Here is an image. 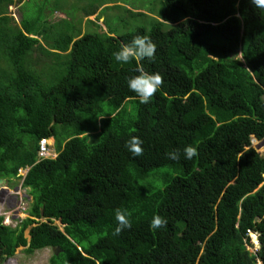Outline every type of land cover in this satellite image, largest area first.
Instances as JSON below:
<instances>
[{"label": "trees", "instance_id": "1", "mask_svg": "<svg viewBox=\"0 0 264 264\" xmlns=\"http://www.w3.org/2000/svg\"><path fill=\"white\" fill-rule=\"evenodd\" d=\"M150 1V14L123 9L134 25L115 36L68 17L42 27L23 18L20 28L7 14L14 0H0V178L28 168L33 200L16 227L0 216V264L19 246L60 248L49 264H264V156L251 147L264 139V9ZM100 7L81 9L84 19ZM136 35L156 44L155 59L117 62ZM35 50L51 63L37 69ZM140 68L163 77L146 104L127 84ZM132 136L143 155L126 147ZM50 137L56 156L38 159ZM117 208L131 228L113 235ZM155 214L165 227L150 228Z\"/></svg>", "mask_w": 264, "mask_h": 264}, {"label": "rangeland", "instance_id": "2", "mask_svg": "<svg viewBox=\"0 0 264 264\" xmlns=\"http://www.w3.org/2000/svg\"><path fill=\"white\" fill-rule=\"evenodd\" d=\"M150 0H14L13 4L7 6V14L13 19V23L21 28V19L25 18L26 20H35L39 19V25L49 26L62 18H69L68 20L80 21L82 23V28L84 30H93L95 25H100L98 30L102 31V33L107 32V30H111L113 35L117 36L126 31H128L131 26H133V22L130 21L128 16H125L123 9H136L140 11H145L148 14L149 10H151V1ZM4 3H2L3 6ZM101 7L97 11L96 14H93L84 19V14L81 9L84 11L86 6ZM82 6V8H78ZM140 8V9H139ZM102 10V11H101ZM71 12L73 15H71ZM85 13V12H84ZM102 14L100 18H98V14ZM153 13V12H151ZM76 16V17H75ZM103 18V19H102ZM105 18V20H104ZM86 19H90L93 23L86 22ZM104 20V24H103ZM125 23H128L125 25ZM141 25L145 23V20L140 22ZM90 24V25H89ZM54 34L59 32V27L54 29ZM31 60L34 65H36L37 69H41L42 67L47 66V64L51 63V59L41 53L39 50H35L31 53ZM240 57L239 53L236 55ZM40 61V62H38ZM49 62V63H48ZM4 62L2 61L1 64ZM49 142V156H56V144L55 139L50 137L47 139ZM52 142V143H51ZM251 147H253L257 152L264 156V139H257L255 137H251ZM27 169L19 172L16 177L11 179L6 178L8 186L11 192H7L3 189V193L0 194V216L9 217L11 208L8 207L7 203L12 200V203L15 201V205L13 206L15 209L19 208V204L25 210L17 213L18 218L22 219L28 217L27 210L31 207L32 196L29 193V188L22 186V177L25 176ZM5 204L4 208L2 204ZM7 220V219H6ZM20 220H10L8 221L9 226L14 227L15 225L20 224ZM54 224L61 227L58 221H55ZM254 234L251 233V240L253 241ZM252 243V242H251ZM253 244V243H252ZM247 249L250 253H254L256 250V245L253 244L251 247L247 244ZM53 251L51 247H46L42 249L35 250L32 254H27L24 249H19L17 253H15L12 257L4 261L2 264H49V258L52 255Z\"/></svg>", "mask_w": 264, "mask_h": 264}, {"label": "clouds", "instance_id": "3", "mask_svg": "<svg viewBox=\"0 0 264 264\" xmlns=\"http://www.w3.org/2000/svg\"><path fill=\"white\" fill-rule=\"evenodd\" d=\"M251 2L256 8L264 9V0H251ZM155 52L156 44L151 40L149 36L136 35L133 37L130 43L121 44L119 51L114 53V57L117 62H120L122 64H127L131 60L142 61L144 59H148L149 61H152L155 59ZM138 71L139 74L130 77L127 80V84L129 89L137 94V96L139 97V102L142 104H146L150 102L158 89L163 85V77L160 73H148L144 71L143 68H140ZM142 144L143 141L137 136H132L128 141H126V147L133 154V156L136 157L143 155V148L141 146ZM183 152L185 159L189 160L198 155L197 148L191 145L186 146L183 149ZM166 155L171 160L180 159L179 150L170 151L166 153ZM25 169H27L28 171V168H20L19 170L23 171ZM24 177H22V180ZM0 188L5 189L7 192H11L7 180L4 183L0 184ZM129 217L130 213L127 209L117 208L115 210L117 227L114 229L113 235H119L124 229L131 228ZM166 225L167 220L159 214H155L150 222V228H152L153 230L165 227Z\"/></svg>", "mask_w": 264, "mask_h": 264}, {"label": "built area", "instance_id": "4", "mask_svg": "<svg viewBox=\"0 0 264 264\" xmlns=\"http://www.w3.org/2000/svg\"><path fill=\"white\" fill-rule=\"evenodd\" d=\"M37 154H38V158H45V157H48L49 155V143L47 141L46 138H42L39 140V143H38V150H37ZM22 170H19V172H21ZM3 193V189L0 188V194ZM8 207L11 208V211H10V215L8 214L9 217H5V220L3 219V224L4 225H8V221L10 220H20L22 221L23 219L21 217L18 218L19 215H17L18 212L20 211H23L25 209H23L21 207V204H19V208L15 209L13 206L15 205V201L12 203V200L7 203ZM2 206L5 208L6 205L3 203ZM7 219V220H6ZM17 225H15L14 227H16ZM251 233L254 234L253 236V241L251 240V242L254 244V245H257V242H258V234L255 233V232H252V231H248V234L249 236L251 237Z\"/></svg>", "mask_w": 264, "mask_h": 264}, {"label": "water", "instance_id": "5", "mask_svg": "<svg viewBox=\"0 0 264 264\" xmlns=\"http://www.w3.org/2000/svg\"><path fill=\"white\" fill-rule=\"evenodd\" d=\"M5 181H6L5 178H0V184H1V183H4ZM58 222L61 224L60 219L58 220ZM31 227H32V225H30L29 227H27L26 230H25V238L27 239V242H28V243L30 242V234H29V232H30ZM25 248H26V246H19V247L15 250V253H17V251H18L19 249H25ZM60 250H61L60 248H52V251H53L56 255L58 254V252H59Z\"/></svg>", "mask_w": 264, "mask_h": 264}, {"label": "bare ground", "instance_id": "6", "mask_svg": "<svg viewBox=\"0 0 264 264\" xmlns=\"http://www.w3.org/2000/svg\"><path fill=\"white\" fill-rule=\"evenodd\" d=\"M52 143V142H51Z\"/></svg>", "mask_w": 264, "mask_h": 264}, {"label": "crops", "instance_id": "7", "mask_svg": "<svg viewBox=\"0 0 264 264\" xmlns=\"http://www.w3.org/2000/svg\"><path fill=\"white\" fill-rule=\"evenodd\" d=\"M103 19V18H102Z\"/></svg>", "mask_w": 264, "mask_h": 264}]
</instances>
